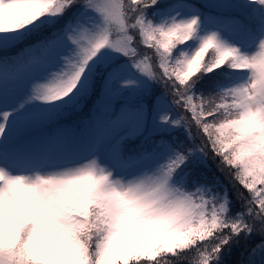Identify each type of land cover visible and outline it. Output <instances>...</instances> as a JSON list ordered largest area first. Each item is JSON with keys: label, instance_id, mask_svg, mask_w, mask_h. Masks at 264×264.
<instances>
[{"label": "snow or ice", "instance_id": "6c2138e0", "mask_svg": "<svg viewBox=\"0 0 264 264\" xmlns=\"http://www.w3.org/2000/svg\"><path fill=\"white\" fill-rule=\"evenodd\" d=\"M236 248L264 264V0H0V264Z\"/></svg>", "mask_w": 264, "mask_h": 264}, {"label": "trees", "instance_id": "16d2710c", "mask_svg": "<svg viewBox=\"0 0 264 264\" xmlns=\"http://www.w3.org/2000/svg\"><path fill=\"white\" fill-rule=\"evenodd\" d=\"M209 163H210L211 168H212V172L209 173V175L210 176L212 174L219 175L220 178L223 180L224 179V176L221 173H219L218 171H216V164L213 161H211V160L209 161ZM225 182H227V181H225ZM254 242L255 241H253V243ZM242 244H243V242H242ZM241 251H242V248H236V249H234L232 256L229 257L230 264H231V262H235V261H238L240 259V252Z\"/></svg>", "mask_w": 264, "mask_h": 264}]
</instances>
